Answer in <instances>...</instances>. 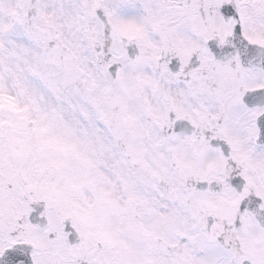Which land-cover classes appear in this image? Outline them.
<instances>
[{
  "label": "snow or ice",
  "instance_id": "obj_1",
  "mask_svg": "<svg viewBox=\"0 0 264 264\" xmlns=\"http://www.w3.org/2000/svg\"><path fill=\"white\" fill-rule=\"evenodd\" d=\"M0 264H264V0H0Z\"/></svg>",
  "mask_w": 264,
  "mask_h": 264
}]
</instances>
